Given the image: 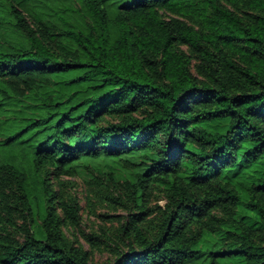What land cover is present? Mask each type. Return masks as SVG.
Listing matches in <instances>:
<instances>
[{"label": "trees", "instance_id": "obj_1", "mask_svg": "<svg viewBox=\"0 0 264 264\" xmlns=\"http://www.w3.org/2000/svg\"><path fill=\"white\" fill-rule=\"evenodd\" d=\"M139 150L153 156L136 183L110 177L136 212L108 264H264V176L223 177L264 156V0H0V264H89L62 232L79 206L50 177ZM155 179L164 202L137 205ZM243 193L255 226L236 218ZM40 197L42 239L29 228ZM204 232L221 234L206 254Z\"/></svg>", "mask_w": 264, "mask_h": 264}, {"label": "rangeland", "instance_id": "obj_2", "mask_svg": "<svg viewBox=\"0 0 264 264\" xmlns=\"http://www.w3.org/2000/svg\"><path fill=\"white\" fill-rule=\"evenodd\" d=\"M187 50L186 47H180ZM208 132H223L227 121H212L202 125ZM146 150H139L134 154L123 155L120 158L82 157L74 165L75 175L60 176L58 179L50 177L53 190L58 194L60 201L79 206L78 223L70 225L64 223L62 232L67 239L88 253L89 264L111 263L118 252L126 249L127 240L123 234L125 224L136 211L131 205H120L117 198L125 196L121 187L116 184L136 183V174L143 173L144 167L138 166L152 157ZM264 176V156L249 167L233 168L224 172L223 177L234 184L250 185L256 177ZM168 185L161 179H155L146 190L145 196H137L136 204L145 200L146 208L154 210L164 202ZM246 195L242 194V203L236 209V218L244 219L250 226L257 224L255 213L245 207ZM126 204V206L124 205ZM32 223L29 225L35 237L42 239L41 221L45 217V201L42 197L32 201ZM156 215L146 217L138 224L148 236L156 232ZM20 221H18V225ZM221 234L204 232L195 249L206 254L219 246ZM207 256H203L192 264H208ZM220 264H242L241 259L233 258L218 260Z\"/></svg>", "mask_w": 264, "mask_h": 264}]
</instances>
